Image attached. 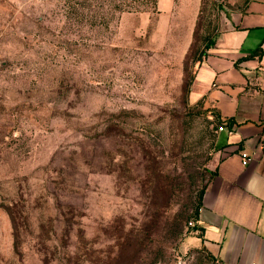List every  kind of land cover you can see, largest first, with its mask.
<instances>
[{"label":"rangeland","instance_id":"1","mask_svg":"<svg viewBox=\"0 0 264 264\" xmlns=\"http://www.w3.org/2000/svg\"><path fill=\"white\" fill-rule=\"evenodd\" d=\"M249 1L0 0V264H225L193 80Z\"/></svg>","mask_w":264,"mask_h":264},{"label":"crops","instance_id":"2","mask_svg":"<svg viewBox=\"0 0 264 264\" xmlns=\"http://www.w3.org/2000/svg\"><path fill=\"white\" fill-rule=\"evenodd\" d=\"M173 5L159 0L158 10ZM193 82L192 100L219 123L198 215L202 245L225 264H264V0L230 15Z\"/></svg>","mask_w":264,"mask_h":264},{"label":"trees","instance_id":"3","mask_svg":"<svg viewBox=\"0 0 264 264\" xmlns=\"http://www.w3.org/2000/svg\"><path fill=\"white\" fill-rule=\"evenodd\" d=\"M156 3H158V0H157V2ZM207 187V186H206ZM206 187L201 191V193H200V195H199V204H198V209H197V214L199 215V210H200V208H201V205H202V200H203V196H204V194H205V190H206Z\"/></svg>","mask_w":264,"mask_h":264},{"label":"built area","instance_id":"4","mask_svg":"<svg viewBox=\"0 0 264 264\" xmlns=\"http://www.w3.org/2000/svg\"><path fill=\"white\" fill-rule=\"evenodd\" d=\"M220 130H222V128H219ZM242 161H243V164L246 166L249 164L250 162V156L246 153H243L242 154Z\"/></svg>","mask_w":264,"mask_h":264}]
</instances>
